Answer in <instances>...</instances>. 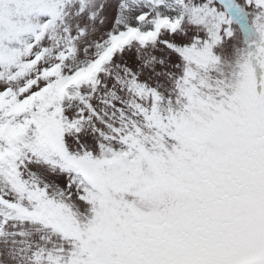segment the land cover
Listing matches in <instances>:
<instances>
[{
	"label": "snow or ice",
	"instance_id": "snow-or-ice-1",
	"mask_svg": "<svg viewBox=\"0 0 264 264\" xmlns=\"http://www.w3.org/2000/svg\"><path fill=\"white\" fill-rule=\"evenodd\" d=\"M0 264H264V0H0Z\"/></svg>",
	"mask_w": 264,
	"mask_h": 264
}]
</instances>
